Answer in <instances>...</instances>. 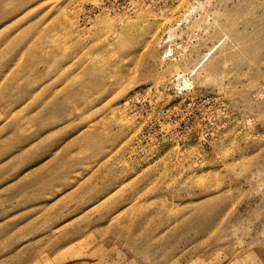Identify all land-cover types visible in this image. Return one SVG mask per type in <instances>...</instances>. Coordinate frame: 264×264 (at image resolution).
I'll return each mask as SVG.
<instances>
[{"label": "rangeland", "instance_id": "374dc122", "mask_svg": "<svg viewBox=\"0 0 264 264\" xmlns=\"http://www.w3.org/2000/svg\"><path fill=\"white\" fill-rule=\"evenodd\" d=\"M19 28L55 38L73 129L103 131L47 249L86 243L53 264H264V0H0Z\"/></svg>", "mask_w": 264, "mask_h": 264}, {"label": "crops", "instance_id": "0c3cea01", "mask_svg": "<svg viewBox=\"0 0 264 264\" xmlns=\"http://www.w3.org/2000/svg\"><path fill=\"white\" fill-rule=\"evenodd\" d=\"M19 31L25 29L0 34V264L61 263L63 255H78L71 244L86 243V234L57 239L67 245L48 250L55 231L74 219L55 221V214L86 210V197L78 196L86 163L80 167L77 158L87 154L86 139L94 145L103 131L73 129L79 123L71 120L69 94L49 84L54 75L45 79L39 70L51 48L35 43L36 32L23 39ZM17 38L22 45L10 50ZM23 50L29 53L24 59ZM38 244H46L45 250Z\"/></svg>", "mask_w": 264, "mask_h": 264}, {"label": "bare ground", "instance_id": "6f19581e", "mask_svg": "<svg viewBox=\"0 0 264 264\" xmlns=\"http://www.w3.org/2000/svg\"><path fill=\"white\" fill-rule=\"evenodd\" d=\"M54 39L55 38H53V37H48L47 35H42L40 38H36L34 40H35V43H38L39 45H43V46L47 45L49 48H51L52 46L56 45V41ZM38 57H40V56H38ZM40 59H42V58H40ZM42 60H44V59H42Z\"/></svg>", "mask_w": 264, "mask_h": 264}]
</instances>
